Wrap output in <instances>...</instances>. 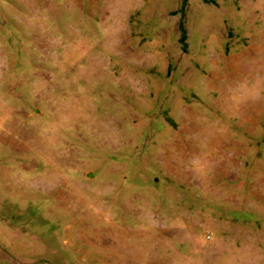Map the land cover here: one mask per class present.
I'll return each mask as SVG.
<instances>
[{"label": "rangeland", "instance_id": "374dc122", "mask_svg": "<svg viewBox=\"0 0 264 264\" xmlns=\"http://www.w3.org/2000/svg\"><path fill=\"white\" fill-rule=\"evenodd\" d=\"M0 264H264V0H0Z\"/></svg>", "mask_w": 264, "mask_h": 264}, {"label": "trees", "instance_id": "16d2710c", "mask_svg": "<svg viewBox=\"0 0 264 264\" xmlns=\"http://www.w3.org/2000/svg\"><path fill=\"white\" fill-rule=\"evenodd\" d=\"M183 1H184V3H186L187 0H183Z\"/></svg>", "mask_w": 264, "mask_h": 264}]
</instances>
